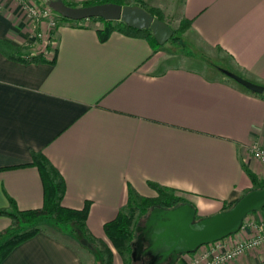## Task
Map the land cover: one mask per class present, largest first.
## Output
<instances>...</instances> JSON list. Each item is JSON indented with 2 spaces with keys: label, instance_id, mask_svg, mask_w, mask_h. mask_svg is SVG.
<instances>
[{
  "label": "crops",
  "instance_id": "0c3cea01",
  "mask_svg": "<svg viewBox=\"0 0 264 264\" xmlns=\"http://www.w3.org/2000/svg\"><path fill=\"white\" fill-rule=\"evenodd\" d=\"M0 1V40L39 54L17 1ZM146 1L169 23L190 20V43L220 51L226 69L264 86V0ZM100 26L62 20L53 63L26 64L0 50V209L11 199L19 210L43 207L34 152L64 176V206L91 203L87 225L103 239L130 186L145 197L157 195L150 182L175 188L197 214L213 215L254 188L247 169L264 181V163L250 152L254 143L264 148V93L230 78L210 57L173 64L148 40L117 31L103 42ZM248 221H264V209ZM12 225L0 216V233ZM81 249L71 235L42 229L2 264H94ZM114 264H123L116 254ZM228 264H264V247Z\"/></svg>",
  "mask_w": 264,
  "mask_h": 264
},
{
  "label": "trees",
  "instance_id": "16d2710c",
  "mask_svg": "<svg viewBox=\"0 0 264 264\" xmlns=\"http://www.w3.org/2000/svg\"><path fill=\"white\" fill-rule=\"evenodd\" d=\"M68 6H92L105 3H117L123 6L139 5L154 16L168 22L164 11L152 6L146 0H88L84 3H76L73 0H63ZM62 20L70 19L59 17ZM92 23H99L97 29L101 41L106 42L113 32H121L127 36L138 37L148 40L155 51L163 48L151 29H137L123 21H106L102 18L89 19ZM74 22V21H73ZM191 21L182 19L170 40L178 41L191 29ZM0 50L10 59L26 64L55 62V55L49 59L44 53L34 54L28 46L15 47L8 42L0 40ZM33 166H36L41 174L44 184V205L41 208L30 210H19L16 202L11 199L10 208L0 209V216H8L13 225L6 231L0 233V264L9 254L23 242L35 237L43 229L41 221L49 220L50 225L61 232L71 235L80 245L87 249L95 258L94 264H114L115 251L119 253L124 264H138L133 258L135 242L137 241V227L144 218H147L155 207L175 208L192 202L182 194L181 191L163 186L159 183L150 182V186L157 192L154 197L141 196L133 187L129 189L128 203L122 207L117 217L104 226L105 234L109 239L97 237L88 228L87 220L91 203L87 202L83 209L69 208L63 205L66 195V181L60 170L43 153L34 152ZM247 172L254 184V188L264 187V181L250 169ZM234 204V203H233ZM233 204L224 210L230 209ZM193 205V204H192ZM197 219H202L198 217ZM233 236V235H232Z\"/></svg>",
  "mask_w": 264,
  "mask_h": 264
},
{
  "label": "water",
  "instance_id": "95a60500",
  "mask_svg": "<svg viewBox=\"0 0 264 264\" xmlns=\"http://www.w3.org/2000/svg\"><path fill=\"white\" fill-rule=\"evenodd\" d=\"M50 7L60 16L82 21L102 18L106 21H123L137 29H151L163 46L174 36V28L139 5L123 6L105 3L92 6H68L63 0H52ZM256 93H264V86L255 84L230 70L222 69ZM264 209V187L255 188L243 195L230 209L197 219V208L186 203L175 208L155 207L145 223L137 227L133 258L139 261L150 257L146 264H177L183 254H192L201 246L211 244L242 230L245 219L253 212Z\"/></svg>",
  "mask_w": 264,
  "mask_h": 264
},
{
  "label": "built area",
  "instance_id": "2783aa9c",
  "mask_svg": "<svg viewBox=\"0 0 264 264\" xmlns=\"http://www.w3.org/2000/svg\"><path fill=\"white\" fill-rule=\"evenodd\" d=\"M22 12L33 28L34 36L40 39L50 40L55 36L60 24V14L49 4H41L38 0H16ZM2 2L0 1V8ZM46 36L47 39H46ZM54 47L51 50L42 48L40 53L51 59L57 48V38L51 41ZM251 154L264 163V148L259 143L250 147ZM249 229L250 234L239 237L230 236L223 240L203 245L196 252L192 253L185 264H228L247 252L264 247V221L244 222L242 229Z\"/></svg>",
  "mask_w": 264,
  "mask_h": 264
},
{
  "label": "rangeland",
  "instance_id": "374dc122",
  "mask_svg": "<svg viewBox=\"0 0 264 264\" xmlns=\"http://www.w3.org/2000/svg\"><path fill=\"white\" fill-rule=\"evenodd\" d=\"M38 1V0H37ZM41 1V0H40ZM48 1H51V0H42V3L43 4H47ZM41 3V2H40ZM41 3V4H42ZM57 12V11H56ZM171 23H169L171 26L177 28L179 26V22L171 19L170 21ZM189 31V30H188ZM187 31V32H188ZM56 37V34H54ZM48 36H46V39H47ZM54 37L51 39V41L54 40ZM50 40H45L43 41V39H40L37 43L38 46H40V49L42 48H47L48 47V50H51L52 47H54V45H52ZM194 43L195 45H193V43H190L189 39L186 37V34L182 37V39L178 40V41H174V40H170L168 41L165 45H163V48H161V53L163 54V56L168 60L170 61L171 63H186L185 60H187L188 58L190 57H198V58H202V59H205V57H210L213 59V62L220 66L221 68L223 69H226V68H229L228 67V64L225 63V61L222 60V56L223 54L216 50V49H210L208 47H199L198 43L194 40ZM36 45V46H37ZM35 46V47H36ZM34 47V48H35ZM33 49V48H32ZM228 70V69H226ZM180 195H183V194H180ZM184 196V195H183ZM207 216H211V215H203V214H198V217L199 218H204V217H207ZM146 218H144L142 221H141V224H143L145 222ZM50 221L49 220H45V221H41L40 223V226L43 228V229H46V230H50L52 232H56V231H59L57 230L56 228L54 227H51L50 225ZM140 224V225H141ZM59 234H62V233H59ZM138 237V236H137ZM105 240L110 243L109 239L105 238ZM111 245V243H110ZM82 247V246H81ZM83 249V250H82ZM82 251L84 252V248L82 247ZM87 250V249H86ZM85 253V252H84ZM115 254L116 256H118L121 260V262L124 264V260L122 258V256L117 253L115 251Z\"/></svg>",
  "mask_w": 264,
  "mask_h": 264
},
{
  "label": "flooded vegetation",
  "instance_id": "af4514ba",
  "mask_svg": "<svg viewBox=\"0 0 264 264\" xmlns=\"http://www.w3.org/2000/svg\"><path fill=\"white\" fill-rule=\"evenodd\" d=\"M144 223H145V222H144ZM144 223H143V224H144ZM149 260H150V257H145V256H143L142 259L139 260V261H137V262H138V263L141 262V264H146ZM167 263H169V262H167Z\"/></svg>",
  "mask_w": 264,
  "mask_h": 264
}]
</instances>
